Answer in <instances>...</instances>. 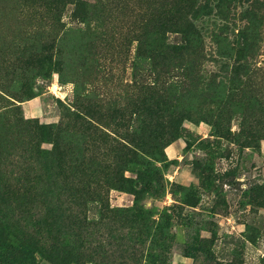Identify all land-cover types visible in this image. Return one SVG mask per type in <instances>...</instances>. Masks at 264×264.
<instances>
[{
  "label": "rangeland",
  "instance_id": "1",
  "mask_svg": "<svg viewBox=\"0 0 264 264\" xmlns=\"http://www.w3.org/2000/svg\"><path fill=\"white\" fill-rule=\"evenodd\" d=\"M0 264H264V0H0Z\"/></svg>",
  "mask_w": 264,
  "mask_h": 264
}]
</instances>
